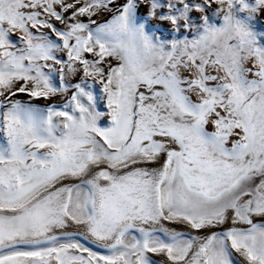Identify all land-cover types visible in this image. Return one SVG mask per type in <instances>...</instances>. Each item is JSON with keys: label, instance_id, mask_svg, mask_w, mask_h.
<instances>
[{"label": "snow or ice", "instance_id": "snow-or-ice-1", "mask_svg": "<svg viewBox=\"0 0 264 264\" xmlns=\"http://www.w3.org/2000/svg\"><path fill=\"white\" fill-rule=\"evenodd\" d=\"M0 264H264V0H0Z\"/></svg>", "mask_w": 264, "mask_h": 264}]
</instances>
